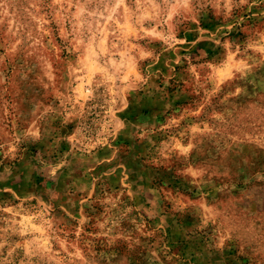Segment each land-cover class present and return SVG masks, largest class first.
Instances as JSON below:
<instances>
[{
	"label": "rangeland",
	"instance_id": "1",
	"mask_svg": "<svg viewBox=\"0 0 264 264\" xmlns=\"http://www.w3.org/2000/svg\"><path fill=\"white\" fill-rule=\"evenodd\" d=\"M0 264H264V0H0Z\"/></svg>",
	"mask_w": 264,
	"mask_h": 264
}]
</instances>
